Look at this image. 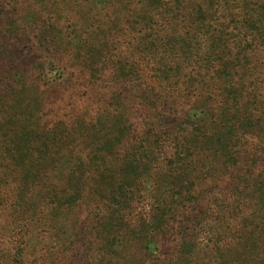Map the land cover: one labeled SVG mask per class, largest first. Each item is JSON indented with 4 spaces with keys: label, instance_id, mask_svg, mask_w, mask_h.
I'll return each instance as SVG.
<instances>
[{
    "label": "rangeland",
    "instance_id": "1",
    "mask_svg": "<svg viewBox=\"0 0 264 264\" xmlns=\"http://www.w3.org/2000/svg\"><path fill=\"white\" fill-rule=\"evenodd\" d=\"M258 12L0 0V264H264ZM227 70L263 88L240 142Z\"/></svg>",
    "mask_w": 264,
    "mask_h": 264
},
{
    "label": "trees",
    "instance_id": "2",
    "mask_svg": "<svg viewBox=\"0 0 264 264\" xmlns=\"http://www.w3.org/2000/svg\"><path fill=\"white\" fill-rule=\"evenodd\" d=\"M253 10L249 12V14H252ZM257 16H260V18L252 19V26L248 29L249 33L251 34L254 29L260 28V24L264 21V13H256ZM256 25H259V27H256ZM264 41V40H263ZM227 64H238L242 61V56L239 51H236L234 54L230 53L225 60ZM221 62V59H220ZM238 71V70H236ZM264 70H262L259 73H256V75H260ZM226 76L228 77L229 82V94H230V100H231V111H235V114L231 115L230 119L228 120V123H230V128L235 132L233 135V139L235 142H240L241 140L236 137L235 135H239L240 137L243 136L246 133H249L254 130L255 127H257L256 121L250 120V111L254 110V106L250 105L249 107H246L244 109L241 108L242 102L248 94L252 93H258L260 95L261 91L263 90L262 87L258 86L256 83L252 85V88H249L247 91L245 88H239L236 83L233 82L232 78L230 77V73L227 70L225 72ZM260 80L264 81V75L261 77H257ZM194 88V87H193ZM231 113V112H230ZM238 115V116H237ZM254 117V114H253ZM238 130L236 132L235 130ZM251 167H255V162H253L251 159L247 162V170H249ZM5 261H1V263H4Z\"/></svg>",
    "mask_w": 264,
    "mask_h": 264
}]
</instances>
